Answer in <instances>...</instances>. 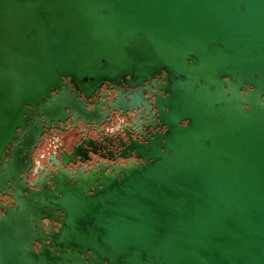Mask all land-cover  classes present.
<instances>
[{
	"label": "water",
	"instance_id": "water-1",
	"mask_svg": "<svg viewBox=\"0 0 264 264\" xmlns=\"http://www.w3.org/2000/svg\"><path fill=\"white\" fill-rule=\"evenodd\" d=\"M162 72L144 140L69 94ZM13 142L57 169L0 216V264H264V0H0V161Z\"/></svg>",
	"mask_w": 264,
	"mask_h": 264
},
{
	"label": "flooded vegetation",
	"instance_id": "flooded-vegetation-1",
	"mask_svg": "<svg viewBox=\"0 0 264 264\" xmlns=\"http://www.w3.org/2000/svg\"><path fill=\"white\" fill-rule=\"evenodd\" d=\"M165 81L163 72L143 81L129 79L128 77L121 78L117 82L104 80L94 89L92 96L87 101L78 98L74 89H71L69 94L73 96L83 109L85 106L90 107L88 102L91 100V105L95 106L94 111L101 109V112L97 115L100 121L107 122L112 120L114 121V128L120 127L128 131L133 129L135 130L133 136L144 140V137L164 131V125L161 124L159 119L160 110L158 106L166 96V93L159 88ZM65 82L63 88L71 85L69 79L66 78ZM56 92L57 90L51 92L54 98L57 96ZM53 100L48 97V101ZM40 109L41 105L31 108V114L27 116L26 121L31 122L36 130L42 131L45 125L42 123V116L38 114ZM58 117L66 120L65 123H61V128L75 125L73 120L70 122L69 119L72 117L69 116L67 111L59 113ZM25 131V128H19L18 136H25ZM61 133V130L56 129L52 137L57 139ZM107 148L111 154L114 152L113 146L107 145ZM19 152L20 145L13 142L6 149L4 159L0 161V216L4 215L7 209H12L16 206L15 198H25L31 193L38 192L41 189L47 191L49 187H52L49 184V177L57 169L55 151L47 152L43 158L33 157L32 155L30 159L20 158ZM132 160L133 157L125 156L116 159L113 163L118 162V164L125 165ZM26 169H29V171L25 173ZM62 215L59 211L47 214L45 211L38 209L35 212V216L38 217V223L44 228L45 232H49L51 228L57 230L59 218ZM36 227L37 225H35ZM33 245L37 248L41 243L37 240Z\"/></svg>",
	"mask_w": 264,
	"mask_h": 264
}]
</instances>
